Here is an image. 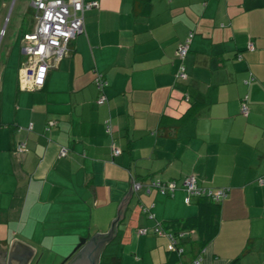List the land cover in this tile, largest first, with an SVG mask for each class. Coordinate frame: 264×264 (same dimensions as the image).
Returning <instances> with one entry per match:
<instances>
[{
    "label": "crops",
    "instance_id": "1",
    "mask_svg": "<svg viewBox=\"0 0 264 264\" xmlns=\"http://www.w3.org/2000/svg\"><path fill=\"white\" fill-rule=\"evenodd\" d=\"M95 1L43 88L32 86L23 40L1 53V249L12 247L14 264L47 251L65 259L81 238L109 232L131 178L160 179L178 190L133 192L99 264H175L155 229L178 232L167 223L196 215L202 202L217 207L219 228L205 245L185 231L184 264H264V0H152L138 15L135 0ZM191 33L180 81L177 50ZM190 176L230 191L219 204H188Z\"/></svg>",
    "mask_w": 264,
    "mask_h": 264
},
{
    "label": "built area",
    "instance_id": "2",
    "mask_svg": "<svg viewBox=\"0 0 264 264\" xmlns=\"http://www.w3.org/2000/svg\"><path fill=\"white\" fill-rule=\"evenodd\" d=\"M31 10L35 20L33 31L26 32L22 36L23 45L22 53L25 56L24 64L32 68L33 80L32 86L35 89H41L45 86L50 69L53 64H58L69 53V47L73 40L83 32L85 24V14L98 7L95 0H31ZM193 34L191 33L184 42L180 43L177 50V59L181 62L177 72L178 80H186L188 78L186 66L184 64L186 57L190 51ZM252 48V44L249 46ZM94 84L100 92L97 103L103 105L107 102L105 90L108 82L100 73L96 76ZM189 97L186 96V101ZM241 111L244 115L248 114V98L242 101ZM55 125L54 121H49L47 126ZM106 132L112 134L111 120L106 123ZM24 146L18 145L17 150L23 152ZM113 155L118 156L122 153L121 149L115 144L112 145ZM66 150L62 149L60 157L66 155ZM260 184H264V177L259 180ZM184 190L187 194L186 202L191 203L193 198L205 199L212 203L219 204L225 199L229 193L228 188H213L200 185L195 176H190L184 182ZM145 189L150 193L152 189L158 190L161 194L173 196L178 190L177 182L162 181L160 179L153 180L148 183H134L133 190L140 191ZM143 211L148 209L143 206ZM156 234L167 236L173 248V252L178 257L175 264H184L183 256L185 255V246L183 239L186 235L185 231L173 233L164 230L161 226L155 229ZM142 234H146L147 230H141ZM202 258L198 257L190 264H202Z\"/></svg>",
    "mask_w": 264,
    "mask_h": 264
},
{
    "label": "rangeland",
    "instance_id": "3",
    "mask_svg": "<svg viewBox=\"0 0 264 264\" xmlns=\"http://www.w3.org/2000/svg\"><path fill=\"white\" fill-rule=\"evenodd\" d=\"M31 0H0V57L7 44L13 47L22 42V35L33 27L34 18ZM47 251L41 254L32 264H62L64 259Z\"/></svg>",
    "mask_w": 264,
    "mask_h": 264
},
{
    "label": "water",
    "instance_id": "4",
    "mask_svg": "<svg viewBox=\"0 0 264 264\" xmlns=\"http://www.w3.org/2000/svg\"><path fill=\"white\" fill-rule=\"evenodd\" d=\"M129 192L125 195L118 206L117 218L112 222V226L108 233H97L91 240L87 238H81L79 244L72 251V253L64 259L62 264H99L100 256L105 246L116 236L117 225L124 218V212L126 206L131 198L133 192L132 189V178ZM0 251L4 253L5 260L2 264H14L12 247L10 246L7 250L3 251L0 247ZM29 256L24 257L19 264H29Z\"/></svg>",
    "mask_w": 264,
    "mask_h": 264
},
{
    "label": "trees",
    "instance_id": "5",
    "mask_svg": "<svg viewBox=\"0 0 264 264\" xmlns=\"http://www.w3.org/2000/svg\"><path fill=\"white\" fill-rule=\"evenodd\" d=\"M151 5L152 0H135V15H138L142 11H148ZM166 227L168 229L176 228L178 232L173 231V233H179V231H196L199 235L200 243L205 245L214 238L218 231V209L215 205L202 202L198 206V213L196 215L188 217L182 221L169 222Z\"/></svg>",
    "mask_w": 264,
    "mask_h": 264
},
{
    "label": "flooded vegetation",
    "instance_id": "6",
    "mask_svg": "<svg viewBox=\"0 0 264 264\" xmlns=\"http://www.w3.org/2000/svg\"><path fill=\"white\" fill-rule=\"evenodd\" d=\"M5 260V256L4 253L2 251H0V264H2V261Z\"/></svg>",
    "mask_w": 264,
    "mask_h": 264
},
{
    "label": "bare ground",
    "instance_id": "7",
    "mask_svg": "<svg viewBox=\"0 0 264 264\" xmlns=\"http://www.w3.org/2000/svg\"><path fill=\"white\" fill-rule=\"evenodd\" d=\"M35 21V20H34Z\"/></svg>",
    "mask_w": 264,
    "mask_h": 264
}]
</instances>
